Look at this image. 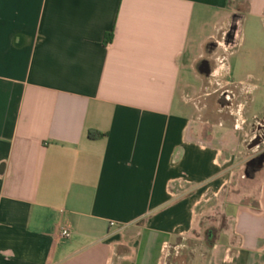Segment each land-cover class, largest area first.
Instances as JSON below:
<instances>
[{"label":"crops","instance_id":"crops-1","mask_svg":"<svg viewBox=\"0 0 264 264\" xmlns=\"http://www.w3.org/2000/svg\"><path fill=\"white\" fill-rule=\"evenodd\" d=\"M242 1L0 0V264H264V169L242 177L257 131L229 105L242 136L183 110L193 74L225 92L264 68L235 51L264 22Z\"/></svg>","mask_w":264,"mask_h":264},{"label":"rangeland","instance_id":"rangeland-1","mask_svg":"<svg viewBox=\"0 0 264 264\" xmlns=\"http://www.w3.org/2000/svg\"><path fill=\"white\" fill-rule=\"evenodd\" d=\"M245 3L246 0H243L239 8H243L242 10H244L246 7ZM245 13H243V15H246ZM247 18L249 22L246 23V28L244 27L245 29L243 32V37L246 41L235 50L236 54L239 56L248 54L253 56L255 52H260L261 48L262 50L264 49V22L260 23L254 15L247 16ZM191 77L193 81L192 84L195 86L193 91H191V97L195 103L191 106L185 107L184 109L181 108L182 106H179V111L184 110V113L189 114L190 112H193V114H197L198 109L202 107L200 105L209 104L210 106L203 113V116H205L206 119L210 121V128L214 133H230L229 135L234 137L242 136V134H244L241 131L239 132L234 130V120L229 110H225V112L219 113V111L221 110L220 99L224 98V93L232 96L233 102L236 101L235 107L233 105L230 109L234 113L236 108L235 115H241L244 117L247 123V132H249V130H252V128L258 122L264 121V68L256 67L252 70V76L251 78H249V87H245L242 85H233L231 86L232 91L225 92H217V88L214 85L209 86L208 88H204L201 77L197 74H193ZM232 77H230L231 81L233 79ZM244 77V75H239L237 79H244ZM195 105H199V108L197 106L195 107ZM226 106L227 105L223 107L226 108ZM220 123L222 125H220ZM250 150L254 152V154H252V159L250 160V162L253 159L259 158L264 154H261L262 148L260 147ZM258 172L259 171L256 172V167H245V170L242 173V177L243 179L248 180L250 178H253L254 175ZM243 189L249 190V187H243ZM201 226V234H203L205 237V233L208 229L222 226V222L220 218L207 219L202 221ZM212 230L215 232L214 229Z\"/></svg>","mask_w":264,"mask_h":264},{"label":"water","instance_id":"water-1","mask_svg":"<svg viewBox=\"0 0 264 264\" xmlns=\"http://www.w3.org/2000/svg\"><path fill=\"white\" fill-rule=\"evenodd\" d=\"M240 18H241V16L239 14H236L234 16L232 27L226 35L225 44H226V47L228 49H234L239 44V39H240L239 20H240ZM199 70H200L201 74H203L205 76L211 75V69L209 67V63H207V62L202 63ZM257 145H258V142L254 141L250 145V149L257 146ZM250 166L256 167V172L263 170L264 169V154L261 155L259 158L253 159L251 162H249L247 167H250Z\"/></svg>","mask_w":264,"mask_h":264},{"label":"flooded vegetation","instance_id":"flooded-vegetation-1","mask_svg":"<svg viewBox=\"0 0 264 264\" xmlns=\"http://www.w3.org/2000/svg\"><path fill=\"white\" fill-rule=\"evenodd\" d=\"M210 67V65H209ZM211 69V67H210ZM211 74H212V70H211ZM224 98L220 99V104L222 106H225V105H229V106H233V98L232 96L228 95L227 93H224L223 94ZM225 99V100H224ZM254 129L257 131L256 133V137L254 139L255 142H259V147L262 148V153H264V121L262 122H258L255 126H254Z\"/></svg>","mask_w":264,"mask_h":264},{"label":"trees","instance_id":"trees-1","mask_svg":"<svg viewBox=\"0 0 264 264\" xmlns=\"http://www.w3.org/2000/svg\"><path fill=\"white\" fill-rule=\"evenodd\" d=\"M247 11V6L245 7V9H244V11H242V12H246ZM113 34H114V30L112 31V33L111 34H109L108 35V38H107V43H111L112 42V40H113ZM89 138L90 139H92V140H97V139H102L105 135L104 134H101V133H99V132H93V131H91V132H89ZM211 229V230H210ZM210 229H208L207 230V232H209V234H211V235H213V230H212V228H210ZM206 232V233H207ZM212 232V233H211ZM210 236V235H209ZM208 236V237H209ZM210 239V238H209Z\"/></svg>","mask_w":264,"mask_h":264},{"label":"built area","instance_id":"built-area-1","mask_svg":"<svg viewBox=\"0 0 264 264\" xmlns=\"http://www.w3.org/2000/svg\"><path fill=\"white\" fill-rule=\"evenodd\" d=\"M111 225L115 226L114 223H112ZM60 236L64 239H70L72 237V232L69 229H62L60 232Z\"/></svg>","mask_w":264,"mask_h":264}]
</instances>
